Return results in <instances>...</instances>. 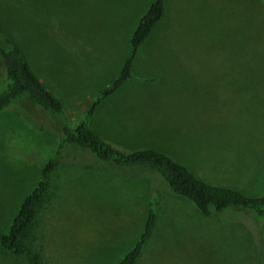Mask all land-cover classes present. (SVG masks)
I'll use <instances>...</instances> for the list:
<instances>
[{
	"label": "rangeland",
	"instance_id": "obj_1",
	"mask_svg": "<svg viewBox=\"0 0 264 264\" xmlns=\"http://www.w3.org/2000/svg\"><path fill=\"white\" fill-rule=\"evenodd\" d=\"M152 1L0 0V37L19 46L68 105L61 118L27 100L0 111V237L57 156L59 121L77 125L69 100L84 94L88 104L111 85ZM161 1L163 19L133 78L95 115L98 136L152 147L211 185L263 196L264 3ZM59 160L21 252L0 248V264H117L143 232L152 171L105 163L78 147L60 150ZM194 209L164 188L155 234L137 264H264V223L249 211L207 218ZM242 217L249 234L224 224Z\"/></svg>",
	"mask_w": 264,
	"mask_h": 264
},
{
	"label": "trees",
	"instance_id": "obj_2",
	"mask_svg": "<svg viewBox=\"0 0 264 264\" xmlns=\"http://www.w3.org/2000/svg\"><path fill=\"white\" fill-rule=\"evenodd\" d=\"M262 2L264 3V0ZM163 13L164 4L161 0H154L148 5L131 36L130 53L124 60L118 76L92 101L82 121L74 128L68 127L65 121H59L62 138L57 156L43 166L36 186L23 199L8 231L0 237V248L3 252H21L47 193L49 177L60 165V150L68 147L88 150L95 159L105 163L153 172L143 232L133 248L117 264H137L142 257L144 248L157 227L159 196L164 188L191 203L204 217L211 218L214 214L228 209H240L249 211L255 221L264 223V195L249 197L235 189L211 185L197 178L169 156L154 149L124 153L105 142L89 127V119L100 104L133 78L132 68L138 50L151 35ZM0 66L3 70L0 82V111L10 107L12 103L27 100L53 117H64L62 103L32 72L24 52L10 38L0 37Z\"/></svg>",
	"mask_w": 264,
	"mask_h": 264
},
{
	"label": "crops",
	"instance_id": "obj_3",
	"mask_svg": "<svg viewBox=\"0 0 264 264\" xmlns=\"http://www.w3.org/2000/svg\"><path fill=\"white\" fill-rule=\"evenodd\" d=\"M161 19H163V17L161 18ZM150 39V38H149ZM149 39H147L141 46L142 47H140L141 48V50H140V52H138L137 53V58H136V61H135V63H134V65H133V72H134V68H135V65H136V63L138 62V60H139V58H140V54H141V52H142V50H143V48H145L146 47V45L149 43ZM139 48V49H140ZM139 51V50H138ZM27 58V57H26ZM28 60V59H27ZM28 63H29V61H28ZM30 65V64H29ZM34 73L36 74V76L38 75L39 76V74L36 72V71H34ZM115 76H112L108 81H107V83L108 82H110L111 80H114L115 78H114ZM47 79H49V78H47ZM40 80V79H39ZM46 80V79H45ZM41 81V80H40ZM43 83V82H42ZM44 84V83H43ZM113 96V95H112ZM109 97V98H107L106 100H104L101 104H100V106L97 108V110L95 111V113L93 114V116L89 119V127L91 128V130L92 131H94L96 134L98 133V130H97V128H96V123L98 122V120H97V117L95 116L96 114H97V112L99 111V109L100 108H102L105 104H107L108 102H110V101H112V99H113V97ZM69 101H71V105H72V118H73V120H74V122H75V124H78L79 122H81L82 121V119L84 118V115H85V113H86V110L89 108V106L91 105V103H92V101L93 100H91L88 104H87V98H85V96H84V94L83 95H78V97H75V98H72V99H70ZM86 104H87V106H86ZM67 106L68 105H66V106H63V111L65 112L66 111V108H67ZM98 135V134H97ZM103 139L104 140H106V141H108L109 143H111L112 145H115L116 146V148H120L122 151H125V152H133V151H137V150H142V149H147V148H152V147H139V146H133L129 141H128V139H123V138H121L120 137V139H113V140H109L108 138H105V137H103ZM115 140H117V141H115ZM155 150V149H154ZM216 186H220V187H227V186H225V185H223V184H220V185H216ZM228 188H230V187H228ZM231 189H235V190H238L237 188H231ZM174 196V195H173ZM195 211H196V209H194ZM197 212V211H196ZM197 214H198V216L199 217H204V216H202L201 214H199L198 212H197ZM243 216V215H242ZM245 217H242L241 219L243 220H229V221H227V222H225L224 224H228V225H230V226H233L234 228H237V227H240V228H242V229H246V230H248L249 229V221H248V217H246V219H244ZM257 224V223H256ZM258 225V224H257ZM155 234V231H154V233H153V235ZM248 234H249V230H248ZM153 235H152V237H151V239L153 238ZM150 239V240H151ZM150 240L147 242V244L150 242ZM256 262H258V260H256Z\"/></svg>",
	"mask_w": 264,
	"mask_h": 264
}]
</instances>
